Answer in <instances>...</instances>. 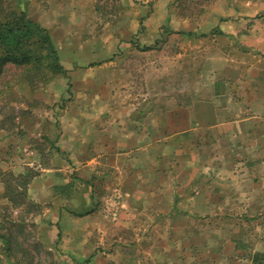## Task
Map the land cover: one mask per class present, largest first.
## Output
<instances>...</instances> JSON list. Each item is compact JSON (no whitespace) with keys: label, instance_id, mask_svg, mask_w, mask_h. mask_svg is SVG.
<instances>
[{"label":"crops","instance_id":"1","mask_svg":"<svg viewBox=\"0 0 264 264\" xmlns=\"http://www.w3.org/2000/svg\"><path fill=\"white\" fill-rule=\"evenodd\" d=\"M152 1L107 40L69 32L64 0L10 4L48 31L71 90L21 104L0 86V264H241L243 249L264 264V33L213 34L201 53L187 34L180 65L134 72L148 55L124 27L163 26Z\"/></svg>","mask_w":264,"mask_h":264},{"label":"rangeland","instance_id":"2","mask_svg":"<svg viewBox=\"0 0 264 264\" xmlns=\"http://www.w3.org/2000/svg\"><path fill=\"white\" fill-rule=\"evenodd\" d=\"M11 1L12 2L8 0H0V15L2 14L4 17L10 15L9 12L14 10L11 6L12 4L18 6L19 3H25V0ZM64 1L69 3L70 9L74 6L76 7V15L73 13L68 18V24L75 26L73 29L68 28L69 32H73L79 37H83L85 33H87L85 32L87 28L86 31L90 32L92 36H103L106 40L109 33L112 34L111 30L118 31L120 34L122 33L123 24L120 23H122L123 19H127L131 15L133 19L136 16L140 18L142 13H144L141 12V8L146 6L154 8L155 5L152 3L155 1L152 0ZM163 4H167L169 9L163 8V14L159 12L157 19L158 21H163L164 24L163 26L161 25L158 27L157 30H155V27L149 28L147 24H144L143 19L146 15L143 16L144 18L142 17L140 22L137 21L138 23L124 27L125 30H129L130 28L132 33H136L133 35L136 36L135 38L133 37L134 41H130L132 44L131 46L129 42H126V44H123V41L121 42L122 45H124V48H131L133 51L139 50L148 55L146 58L142 56V58H138L139 53L134 56V59H132L134 72L137 70V66L140 63L139 61L143 62L141 65H146L147 67L155 65L160 66L161 63L163 66L171 64L180 65V57L178 54L181 52V47H185L183 36L189 33H192L193 35L195 34L196 36L187 39V42L195 39V41L193 40V42H190V49L193 48L194 51L196 50L200 53L203 49L208 47V44L210 43L209 36L217 34L220 30L219 24H226V26L221 29V31L226 34L232 32L251 34L253 31H256L258 34L264 33V0H164ZM87 6H91L92 9L87 10ZM157 7H159V3ZM71 12L72 10L70 13ZM149 13H151V11ZM173 17L174 19L177 18L189 22V26L183 28L181 25L173 24L171 20ZM113 23L115 25H113ZM149 33H158L160 37L157 40L153 39L151 42L148 40L145 44L144 42L141 43L140 37H143L144 34L149 35ZM176 35L179 37H173ZM199 42L201 43L199 44ZM154 49H158L156 51L162 53L155 54L154 52H151ZM42 54L43 51L40 49H37L35 52V55L41 56ZM50 63L51 60L45 58L41 62L34 63L27 67H17L14 64H9L5 67V71L0 78V86L5 87L6 92L11 94L9 93L11 90L10 86L14 84L16 90H13V95L10 96L16 97L20 94L18 95V101L21 104L27 99L26 97H22L23 95L29 93V95L32 96L31 93H35L37 90H39L41 94L45 93L47 98L52 101H56V99L61 96L60 92H62L64 83L67 85V90H71V80L66 79L62 82L61 79V82H59V75L53 71L47 70L49 68H46L47 64ZM32 67L33 70L28 72V69ZM152 77H154V75H152ZM133 81L134 86L138 85L139 81H137L136 78H134ZM59 83H61L60 86ZM36 96L38 95L36 94ZM259 254L262 256V253L259 252ZM241 255L244 257L243 260L247 259L248 256L252 255V251L249 249H243ZM260 258L261 261L264 260V258ZM233 259L236 258L233 257ZM243 260H240V263L247 264V261L244 262ZM261 263L263 262H260V264Z\"/></svg>","mask_w":264,"mask_h":264},{"label":"trees","instance_id":"3","mask_svg":"<svg viewBox=\"0 0 264 264\" xmlns=\"http://www.w3.org/2000/svg\"><path fill=\"white\" fill-rule=\"evenodd\" d=\"M10 15L4 17L0 15V78L2 77L5 67L14 64L17 67L30 66L34 63L41 62L45 58L51 60L47 64V70L63 75V67L59 62L57 50L47 30L38 24L30 21L24 12L12 10ZM218 34H224L219 30ZM192 36V33L188 34ZM43 51L41 56L35 55L36 50ZM39 67V66H37ZM33 67L28 69L32 71ZM28 181L25 180L24 187ZM11 193L14 190L9 187ZM19 199L24 200V194L18 195ZM17 196V197H18ZM16 205H20L15 200Z\"/></svg>","mask_w":264,"mask_h":264},{"label":"built area","instance_id":"4","mask_svg":"<svg viewBox=\"0 0 264 264\" xmlns=\"http://www.w3.org/2000/svg\"><path fill=\"white\" fill-rule=\"evenodd\" d=\"M119 196H113L112 199L114 200L115 198H117ZM107 204V211L110 215H112V217H115V211H116V204L115 202L111 201L109 203H106Z\"/></svg>","mask_w":264,"mask_h":264}]
</instances>
